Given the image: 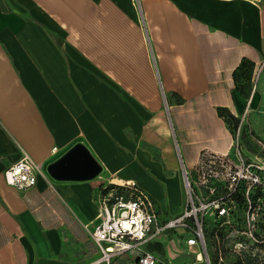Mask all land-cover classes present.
<instances>
[{"label":"crops","instance_id":"crops-1","mask_svg":"<svg viewBox=\"0 0 264 264\" xmlns=\"http://www.w3.org/2000/svg\"><path fill=\"white\" fill-rule=\"evenodd\" d=\"M244 59L261 75L250 98L233 76ZM263 79L264 0H0V264H97L109 184L179 215L183 167L230 150ZM77 145L100 173L52 177ZM19 146L45 167L25 191L4 178Z\"/></svg>","mask_w":264,"mask_h":264},{"label":"built area","instance_id":"built-area-1","mask_svg":"<svg viewBox=\"0 0 264 264\" xmlns=\"http://www.w3.org/2000/svg\"><path fill=\"white\" fill-rule=\"evenodd\" d=\"M258 80L259 73L253 74V90ZM19 152L4 178L8 185L25 191L45 175V167L23 147L19 146ZM257 158L245 152L239 128L228 152L202 150L193 168L183 167L186 194L182 212L166 219L159 215L154 199L134 183L103 186L97 197V222L90 230L100 251L97 264H114L129 252L136 254L134 264H174L183 244L193 257L183 264H212L207 229L227 220L235 201L250 203L254 192H264V165ZM156 244L165 246L166 258L146 248Z\"/></svg>","mask_w":264,"mask_h":264},{"label":"rangeland","instance_id":"rangeland-1","mask_svg":"<svg viewBox=\"0 0 264 264\" xmlns=\"http://www.w3.org/2000/svg\"><path fill=\"white\" fill-rule=\"evenodd\" d=\"M260 79L261 75L259 81ZM257 89L260 92L258 101L251 104L238 118L234 128L240 130V141L245 152L252 157H258L264 165V79L263 86ZM216 229L221 234L208 238L209 245L215 246L216 264H264V192H254L250 203L235 201L228 219H221ZM146 248L155 252L161 259L167 256L165 246L149 245ZM179 248L182 252L174 264L192 262L193 257L188 254L189 249L184 244ZM135 259L136 254L129 252L119 257L118 262L134 264Z\"/></svg>","mask_w":264,"mask_h":264},{"label":"water","instance_id":"water-1","mask_svg":"<svg viewBox=\"0 0 264 264\" xmlns=\"http://www.w3.org/2000/svg\"><path fill=\"white\" fill-rule=\"evenodd\" d=\"M100 170V164L83 145L75 146L48 167V173L57 179H90Z\"/></svg>","mask_w":264,"mask_h":264},{"label":"trees","instance_id":"trees-1","mask_svg":"<svg viewBox=\"0 0 264 264\" xmlns=\"http://www.w3.org/2000/svg\"><path fill=\"white\" fill-rule=\"evenodd\" d=\"M253 71H254V63L244 59L238 66V68L234 71V80L236 82L237 89L239 93L244 97V98H249L251 95L252 91V76H253ZM236 122V121H235ZM236 128L233 126V133L235 134ZM124 191V188H121ZM257 194V193H256ZM259 194V193H258ZM212 228V230L210 229ZM217 227L215 225H210V227L207 229V242H208V248L211 256V263L216 264L217 263V254L215 251V246L209 245L208 238L211 236H218L220 235V231L216 229ZM210 233V234H209ZM155 246H161L156 244ZM151 247H154L151 245Z\"/></svg>","mask_w":264,"mask_h":264}]
</instances>
